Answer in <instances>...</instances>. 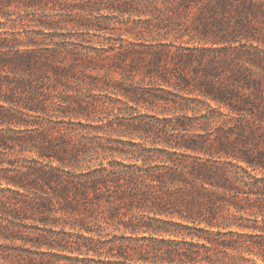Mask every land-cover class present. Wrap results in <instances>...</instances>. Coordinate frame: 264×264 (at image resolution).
Returning a JSON list of instances; mask_svg holds the SVG:
<instances>
[{
    "label": "trees",
    "instance_id": "trees-1",
    "mask_svg": "<svg viewBox=\"0 0 264 264\" xmlns=\"http://www.w3.org/2000/svg\"><path fill=\"white\" fill-rule=\"evenodd\" d=\"M64 3L43 7L41 0H0L3 264H264V149L235 154L246 165L233 161L230 174L231 161H222L212 152L208 157L200 154L211 148L202 136L174 134L139 120L124 125L154 132L166 141L163 148H151L156 149L154 155L142 146L127 157L131 162L101 160L73 170L100 146L77 138L79 127L63 128L47 119L56 109L57 92L67 91L62 105L75 110L70 113H92L82 94L68 93L86 80L81 73L93 75L89 70L101 71L99 76L108 79L102 88L122 91L126 99H118L127 106L131 102L187 107L168 84L190 91L197 84L203 95L231 99L230 90L215 87L207 78L194 84L181 67L197 60L207 75L215 60L208 56L210 48L167 42L166 36L158 39L155 34L176 23L178 37L189 34L196 40L199 35L217 43L230 32L231 40L241 41L255 22L264 23V0H124L110 9L128 13L129 19L114 27L118 36H104L106 42L99 39L103 42L99 45L74 42L59 32L68 20L56 18L55 10L72 7ZM78 8L82 18L102 9L98 5ZM32 13L35 16L30 17ZM227 14H231V29ZM142 20L146 24L139 28L136 24ZM115 72L132 83H116ZM138 76L154 85L136 84ZM27 151L36 155L11 156ZM240 169L248 178H241ZM95 223L103 229L124 224L131 233L143 235L134 244L85 235L83 230L93 234ZM77 226L75 234L72 229ZM60 257H66V262Z\"/></svg>",
    "mask_w": 264,
    "mask_h": 264
},
{
    "label": "rangeland",
    "instance_id": "rangeland-1",
    "mask_svg": "<svg viewBox=\"0 0 264 264\" xmlns=\"http://www.w3.org/2000/svg\"><path fill=\"white\" fill-rule=\"evenodd\" d=\"M41 1L43 7L53 6L59 2H66L72 6L70 10H55V17H64L68 20V22H65V25L61 26L59 32L66 34V36H69V40L74 42H85L87 40L85 44L99 45L106 42V39H102L104 36H118V32L114 27L120 26L122 20L127 21L129 19L128 13L122 15L110 9L114 4L124 0ZM133 1L136 2L138 0ZM81 5H98L102 9L88 13L87 17L82 18L80 16V8H78ZM40 14H43V12H40ZM183 14L182 17L187 18L184 12ZM29 16L33 17L35 14L32 13ZM227 17H229L231 22V14H227ZM135 18L137 20L139 17L136 16ZM99 19L102 23L99 22ZM106 22H111V25H106ZM145 24L142 20V22H138L136 25L140 28ZM231 24L232 22L230 23V29ZM253 27V29L248 31L247 36L241 38V41L231 40L229 32V37L225 35L226 37L224 38L226 39H222L217 43H212L209 40L213 36L211 34L207 36L209 42L204 38H200L199 35H196V40H191L189 34L178 37L180 27L176 23L167 30L161 29L155 34L158 39H163L166 36L167 42L170 40L176 43L185 41V45L188 46L196 45L199 48H210L208 56L215 57V60L213 61L214 65L211 67V72L207 75H205L203 69L199 68L197 60L192 61L189 65L182 64L183 66L181 67L193 80L194 84L207 78L215 87L223 88L225 91L230 90L231 99L227 101L203 95L197 84L193 85L195 86V90L191 91L179 89L172 84H168L167 87L177 92L179 94L177 96L178 100L187 104L185 105L187 107L169 103L133 104L131 102L130 105L132 106H127L118 99H126L122 95V91H116L112 87L108 89L102 88V85H105L108 79L99 76L102 74L101 71L99 73L97 70H89L94 76L81 73V76L86 80L78 82V90L77 87L69 88L68 92L70 95L82 94L84 96L83 100H86L87 104H89L87 111L90 108L92 110L89 116L88 113L86 116L85 114L77 116L76 112L74 114L70 113L75 111L73 108H68L70 109L68 112V109H64L62 105L66 104L62 99L63 94H66L67 91L63 94L57 92V102L54 105L56 109L51 110L47 115V119H52L55 124L58 123L63 128L79 127L76 131L77 138L95 142V144L100 146L98 151H90L86 159L79 162V165H74L73 170H80L88 164H99L101 160L107 162L111 159H118L124 162H131L133 160L127 157L133 156L134 152H137L142 146L149 148L147 152L154 155L156 149L151 148H163L166 141L161 139L159 135L154 134V132L133 129L132 127L126 128V125H124L128 122L139 120H146V122L156 128L166 127L174 134L185 133L186 135L196 133V136H202V139L201 137L200 139L211 148L200 154L208 157L211 155L210 152H212L216 158L222 161H231L229 165L230 174L231 170L235 168L232 164L233 161L246 165V162L236 157L235 154L240 155L245 149H252L254 151L257 148L264 149V23L255 22ZM88 32L90 33L88 34ZM196 70H199V72L197 73ZM113 77L116 83H120L121 81H124V84L127 85L132 83L130 78L126 79L119 72H115ZM140 78V76L137 77L136 84L154 85L150 80ZM253 84H258L257 86L259 87L257 88ZM94 104H96L95 107ZM73 105L76 106V103H73ZM64 111L69 114H65ZM119 118H123L124 121L119 123ZM70 119H73L75 123L71 122ZM182 124H185L188 128L184 130ZM222 141L227 144L223 145ZM190 152L194 154L192 151ZM157 153L162 154L163 152L159 150ZM16 155L30 157L36 155V153L27 151L11 154L12 157ZM240 175L241 178H248L244 169H240ZM141 212L145 211L141 210ZM147 215L152 216L154 214L147 213ZM60 227L61 225L57 228L59 229ZM67 229L70 230V226ZM93 230V234L86 230H83V232L85 235H93L95 239L103 240L112 237L118 238V240H126L129 244H134L137 240L136 238L143 235L142 232L131 233L130 230L126 229L124 224L116 225V223L110 224L107 229H103V227L95 223ZM59 231L60 234L63 233L62 230L59 229ZM72 231L76 234L78 226L76 229H72ZM131 235L135 239H131ZM147 235L150 234L147 232ZM62 253L76 255V253L68 251ZM91 255L95 258L99 257L93 251H91ZM64 258L66 257H63V259L60 257L62 263L66 262ZM3 263H5L4 260H0V264Z\"/></svg>",
    "mask_w": 264,
    "mask_h": 264
}]
</instances>
